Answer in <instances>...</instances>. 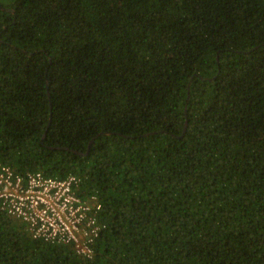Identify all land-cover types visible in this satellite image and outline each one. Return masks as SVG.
Instances as JSON below:
<instances>
[{
  "label": "trees",
  "instance_id": "trees-1",
  "mask_svg": "<svg viewBox=\"0 0 264 264\" xmlns=\"http://www.w3.org/2000/svg\"><path fill=\"white\" fill-rule=\"evenodd\" d=\"M0 164L101 204L0 264H264V0H0Z\"/></svg>",
  "mask_w": 264,
  "mask_h": 264
},
{
  "label": "built area",
  "instance_id": "built-area-1",
  "mask_svg": "<svg viewBox=\"0 0 264 264\" xmlns=\"http://www.w3.org/2000/svg\"><path fill=\"white\" fill-rule=\"evenodd\" d=\"M79 177L45 176L40 171L25 176L0 164V202L8 214L27 223L34 237L72 244L77 253L91 256L101 225L95 213L101 207L96 195L82 198Z\"/></svg>",
  "mask_w": 264,
  "mask_h": 264
}]
</instances>
